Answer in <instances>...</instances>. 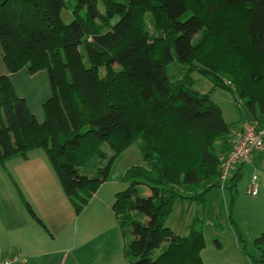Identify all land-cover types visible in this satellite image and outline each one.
I'll list each match as a JSON object with an SVG mask.
<instances>
[{
	"label": "trees",
	"instance_id": "obj_1",
	"mask_svg": "<svg viewBox=\"0 0 264 264\" xmlns=\"http://www.w3.org/2000/svg\"><path fill=\"white\" fill-rule=\"evenodd\" d=\"M74 1V20L66 24V0H0L8 71H46L51 88L40 121L10 76L0 77V167L40 221L7 163L43 150L80 215L114 161L141 141L145 165L125 172L128 187L113 204L122 231L130 227L134 236L124 250L128 262L204 264L200 221L185 237L166 223L178 199L204 204L211 190L223 188L221 159L232 148L234 125L210 94L193 89L189 74L171 79L167 68L179 62L209 78L264 126V0ZM104 144L114 150L110 158ZM238 165L231 190L242 177ZM143 185L147 196L140 195ZM255 246L254 264H264V233Z\"/></svg>",
	"mask_w": 264,
	"mask_h": 264
},
{
	"label": "crops",
	"instance_id": "obj_2",
	"mask_svg": "<svg viewBox=\"0 0 264 264\" xmlns=\"http://www.w3.org/2000/svg\"><path fill=\"white\" fill-rule=\"evenodd\" d=\"M3 75L10 76L17 94L27 100L32 112L42 121L40 108L51 96L48 73L30 75L22 70L10 74L0 45V77ZM38 76L44 85L36 86L34 97L38 99V107L35 109L28 95L18 90L15 83L16 79L31 81ZM244 121L245 118L233 124V131L240 130ZM7 169L40 221L27 211L0 167V259L17 253L26 259V264H130L123 259L126 244L119 237L120 227L113 211L115 195L109 197L111 191L103 189L105 184L77 215L43 150L31 152L28 160L9 161ZM238 170L239 165L231 173L235 175ZM262 183L260 179V189ZM106 210L114 216V221L108 217L109 225H105Z\"/></svg>",
	"mask_w": 264,
	"mask_h": 264
},
{
	"label": "rangeland",
	"instance_id": "obj_3",
	"mask_svg": "<svg viewBox=\"0 0 264 264\" xmlns=\"http://www.w3.org/2000/svg\"><path fill=\"white\" fill-rule=\"evenodd\" d=\"M66 1L67 8L62 12V19L64 23L69 24L74 20L73 7L75 1ZM84 64L86 67L90 66L86 56H84ZM101 71L103 72V70ZM167 74L171 79H183L189 74L193 79V89L202 95L210 94L213 102L222 109L226 123L237 125L244 118V123L254 122L243 100H239L237 103L230 92L214 89L212 81L197 71L189 73L188 67L179 62H174L168 66ZM40 83L44 85L41 76L31 81L16 79L15 83L18 90L28 95L30 104L35 109L38 107V99L34 97L37 91L35 89L36 86H41ZM226 83L229 85L228 81ZM239 132V129L233 131L230 152L237 141L236 135ZM103 151L108 158L114 154V150L109 144L103 145ZM226 155L224 154L223 157ZM94 161L101 162V159L96 156ZM143 165H145V162L141 152V141H138L114 161L108 181L103 188L106 191H111L109 197L114 198L116 193L122 192L128 187V184L122 181L128 169ZM241 169L242 177L237 182L236 188L230 189L232 175H234V173H231L223 188H214L206 195L204 204L178 199L167 220L166 226L181 237L190 234L189 226L193 221H200L205 239V248L201 254L204 264H254V259L259 256L255 240L264 233V154H254L251 162L241 166ZM254 175L263 180L258 197H253L247 193ZM149 194L150 189L148 186L143 185L140 187L141 196ZM135 214L139 220L144 223L147 222L145 216ZM103 215L105 225H109L108 217L111 221H114V216L109 210H106ZM119 229V237L124 243L123 245L134 240L130 227H126L124 231L121 227ZM123 259L127 261L126 256Z\"/></svg>",
	"mask_w": 264,
	"mask_h": 264
},
{
	"label": "built area",
	"instance_id": "obj_4",
	"mask_svg": "<svg viewBox=\"0 0 264 264\" xmlns=\"http://www.w3.org/2000/svg\"><path fill=\"white\" fill-rule=\"evenodd\" d=\"M237 141L232 151L221 159V181L223 185L227 181L231 170L238 164L251 162L254 154H264V126L258 122H245L240 132L236 135ZM260 179L254 175L247 189V193L253 197L259 195ZM26 259L20 254L8 255L0 259V264H26Z\"/></svg>",
	"mask_w": 264,
	"mask_h": 264
}]
</instances>
